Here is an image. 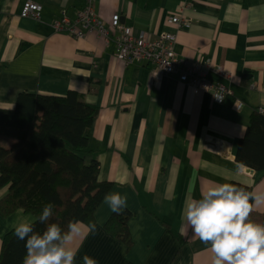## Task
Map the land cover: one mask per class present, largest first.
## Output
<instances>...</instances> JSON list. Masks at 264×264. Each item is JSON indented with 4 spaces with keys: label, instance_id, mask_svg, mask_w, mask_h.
I'll use <instances>...</instances> for the list:
<instances>
[{
    "label": "crops",
    "instance_id": "crops-1",
    "mask_svg": "<svg viewBox=\"0 0 264 264\" xmlns=\"http://www.w3.org/2000/svg\"><path fill=\"white\" fill-rule=\"evenodd\" d=\"M28 1L40 7L38 16L22 17ZM86 2L0 0V108L13 109L24 91L64 96L69 90L96 107L87 160L99 162L100 179L113 182L111 193L127 195L133 245L127 250L106 233L112 211L103 200L96 231L81 223L76 264L85 255L97 264H212L210 247L192 234L182 212L187 200L233 180L264 193V172L250 176L236 161L252 112L264 111V0H94L105 25L119 14L135 33L175 32L177 54L230 87L223 103L178 74L160 75L148 62L114 58L115 44L107 47L96 33L76 39L54 31L55 21L74 19ZM179 13L192 24L172 23ZM13 142L0 134L1 145ZM5 193L0 187V198ZM263 210L259 206L251 219L263 223ZM21 219L35 218L23 209L0 215V252Z\"/></svg>",
    "mask_w": 264,
    "mask_h": 264
},
{
    "label": "trees",
    "instance_id": "trees-1",
    "mask_svg": "<svg viewBox=\"0 0 264 264\" xmlns=\"http://www.w3.org/2000/svg\"><path fill=\"white\" fill-rule=\"evenodd\" d=\"M96 107L83 100L75 90L64 96L24 91L18 94L13 109L0 108V134L14 139L11 146L0 144V215L9 216L23 209L34 216L35 230L46 225L37 217L48 203L54 204L49 222L62 228L76 220L90 227L95 212L113 186L101 180L100 164L87 160L89 130ZM236 161L257 172H264V111L254 110L236 151ZM253 192L251 185L231 181ZM132 212L111 213L104 224L106 233L133 245L129 222ZM264 223V210H263ZM25 241L14 230L3 239L0 264H23Z\"/></svg>",
    "mask_w": 264,
    "mask_h": 264
},
{
    "label": "clouds",
    "instance_id": "clouds-1",
    "mask_svg": "<svg viewBox=\"0 0 264 264\" xmlns=\"http://www.w3.org/2000/svg\"><path fill=\"white\" fill-rule=\"evenodd\" d=\"M104 203L120 214L127 208V195L110 192ZM261 205L264 193L246 191L231 183L216 184L203 191L200 198L186 201L182 219L192 234L210 247L212 264H264V223L251 219ZM54 207L48 203L37 217L40 224L46 225L42 232H37L29 219L12 224L15 237L25 241L23 264H76L79 249L73 245L83 235V227L76 220L70 221L66 229L49 222ZM95 231L96 225H90L89 232ZM83 264L97 262L85 255Z\"/></svg>",
    "mask_w": 264,
    "mask_h": 264
},
{
    "label": "built area",
    "instance_id": "built-area-1",
    "mask_svg": "<svg viewBox=\"0 0 264 264\" xmlns=\"http://www.w3.org/2000/svg\"><path fill=\"white\" fill-rule=\"evenodd\" d=\"M39 11L37 4L28 1L21 15L38 16ZM171 21L178 26H190L193 19L179 13L174 15ZM52 27L54 31L66 30L76 39L96 33L104 39L107 47L115 44L116 48L112 52L114 58L126 64L148 62L160 75L178 74L181 81L188 82L196 90L212 93L216 102L223 103L232 95L226 83H215L207 72L177 54L175 32L163 31L155 37H150L145 30L135 33L132 27L122 24L119 14H115L111 22L105 25L94 10V0H87L74 19L64 15L55 21ZM216 70L221 76L227 77L222 68ZM235 107L241 108L242 103L235 102Z\"/></svg>",
    "mask_w": 264,
    "mask_h": 264
},
{
    "label": "water",
    "instance_id": "water-1",
    "mask_svg": "<svg viewBox=\"0 0 264 264\" xmlns=\"http://www.w3.org/2000/svg\"><path fill=\"white\" fill-rule=\"evenodd\" d=\"M238 169L239 170H242V171H245L247 174H249L250 176H253L255 174V170L250 168V167H245L244 165L242 164H239L238 165Z\"/></svg>",
    "mask_w": 264,
    "mask_h": 264
},
{
    "label": "rangeland",
    "instance_id": "rangeland-1",
    "mask_svg": "<svg viewBox=\"0 0 264 264\" xmlns=\"http://www.w3.org/2000/svg\"><path fill=\"white\" fill-rule=\"evenodd\" d=\"M176 42H177V37H176ZM246 167V166H245ZM256 171V170H255Z\"/></svg>",
    "mask_w": 264,
    "mask_h": 264
}]
</instances>
